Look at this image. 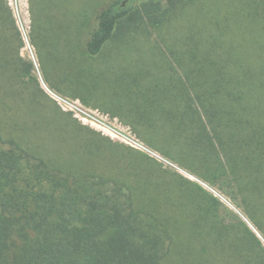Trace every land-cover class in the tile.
I'll return each instance as SVG.
<instances>
[{
	"label": "trees",
	"instance_id": "16d2710c",
	"mask_svg": "<svg viewBox=\"0 0 264 264\" xmlns=\"http://www.w3.org/2000/svg\"><path fill=\"white\" fill-rule=\"evenodd\" d=\"M68 1L29 2V42L46 80L56 70L87 78L88 93L71 96L120 119L189 173L234 190L264 236V71L232 75L230 52L193 25L167 45L168 58L151 45V65L135 42L103 57L114 39L138 37L145 16L153 27L164 20L152 0L104 5L81 48L100 67H85L72 45L66 58L59 46L87 24L83 9L62 11ZM23 45L0 0V264H264L259 240L244 223H226L217 199L53 105ZM132 52L140 62L113 66Z\"/></svg>",
	"mask_w": 264,
	"mask_h": 264
},
{
	"label": "rangeland",
	"instance_id": "374dc122",
	"mask_svg": "<svg viewBox=\"0 0 264 264\" xmlns=\"http://www.w3.org/2000/svg\"><path fill=\"white\" fill-rule=\"evenodd\" d=\"M7 1L23 40L24 45L20 51L21 57L25 61L32 63V75L37 81L39 88L54 103L53 105H56L65 113H70L73 119L101 137L107 138L114 143H120L131 148L134 147L133 149L136 148V151L153 159L169 173L180 175L198 185L203 191L221 203L220 215L226 223L234 224L236 221L244 223L264 249V236L245 215L241 199L234 190L222 187L220 184L212 185L189 173L179 164L162 154L157 147L151 146L137 137L127 125L122 124L120 119L112 118L97 109L87 107L79 98L71 96L70 94H77L82 91L86 94L88 93L90 84L87 78H82L80 81L78 78L65 76V74H71L70 71L56 70V73L49 75V79L46 80L39 65L35 48L29 42L30 0ZM112 1L114 0H69L65 6H61L62 11L83 9L87 21L81 34H79L80 37L75 42L69 43L68 48H66L67 46L59 45L63 58L69 55L70 46L72 45L73 54L71 57L79 55L82 58L81 65L91 67L94 64L95 67H100L98 60L84 56L81 48L84 40L86 41L94 27L96 15L104 5ZM156 3L160 5V10L165 16L164 20L158 26L153 27L143 14L145 16L143 20L138 21L140 25L139 33L141 34L136 38L121 37L114 39L104 50L103 57H110L118 44L135 42L134 45L142 49V53L147 57V64L151 65L152 62H149V59L152 54L148 50L151 45H156L168 58L169 50L167 45L175 42L177 40L176 37L180 35L185 37L187 30L193 25L192 30L198 31L200 33L198 37L202 38L205 43L211 42L213 38L218 39L223 44V47L230 52L233 62H229L228 66L232 75L241 73L243 68L248 69V73L252 76H254L255 71H264V0H177L172 8L169 6L168 0H152L147 2V6L153 7ZM169 13L170 15L168 16ZM159 18L162 19L161 17ZM59 20L61 23L62 18L59 17ZM219 57L223 58V55H219ZM98 58L100 59L101 57ZM154 58L157 59L160 56L155 55ZM140 59L142 57L138 58L137 53L132 52L121 57L120 62H115L113 66L131 68L133 67L132 62ZM170 59L172 60L171 57ZM152 73L153 77L157 78L159 76L156 71ZM63 77L68 78V80H63ZM112 94L113 91L109 89L108 95ZM85 99L92 105L98 103L89 96H86ZM160 138L163 137L161 136ZM160 138L157 137V141ZM130 139L138 141L144 149H138Z\"/></svg>",
	"mask_w": 264,
	"mask_h": 264
},
{
	"label": "built area",
	"instance_id": "2783aa9c",
	"mask_svg": "<svg viewBox=\"0 0 264 264\" xmlns=\"http://www.w3.org/2000/svg\"><path fill=\"white\" fill-rule=\"evenodd\" d=\"M130 141L138 148V149H140V148H142V149H144L141 145H140V143L138 142V141H136V140H134V139H130ZM134 148V147H133ZM136 149V148H135Z\"/></svg>",
	"mask_w": 264,
	"mask_h": 264
}]
</instances>
